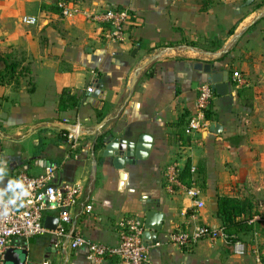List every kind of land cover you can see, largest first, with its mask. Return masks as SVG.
<instances>
[{
	"label": "crops",
	"instance_id": "obj_1",
	"mask_svg": "<svg viewBox=\"0 0 264 264\" xmlns=\"http://www.w3.org/2000/svg\"><path fill=\"white\" fill-rule=\"evenodd\" d=\"M71 1L89 11L127 8L132 19L125 41L109 42L105 28L82 15L63 18L55 10L58 0H0V56H11L27 72L16 84L0 85V192L9 195L17 173L38 176L56 164L54 182L81 186L70 229L90 241L115 245L122 221L143 218L150 208L163 214L155 241H144L151 264H258L257 256L264 259V229L259 234L253 227L264 221L259 212L251 219L253 230L237 232L247 248L243 256L221 239L182 249L168 236L200 224L219 228L218 195L264 209V0ZM24 16L37 23H22ZM200 63L228 71V92L214 95L208 128L190 133L179 118L194 111L197 87L205 79ZM234 70L245 79L240 88L230 81ZM97 79L104 92L91 104L86 99ZM71 95L78 103L58 110L61 97ZM213 124L218 131H210ZM75 125L81 137L72 148L59 137ZM100 134L104 139L145 134L151 148L145 159L116 169L102 155L104 145L94 151ZM173 161L180 170L189 163L202 207L181 189L166 187L163 170ZM93 163L95 181L88 192ZM67 243L55 245L50 233L30 238L28 263L118 264L116 258L94 263L84 249L70 250Z\"/></svg>",
	"mask_w": 264,
	"mask_h": 264
},
{
	"label": "built area",
	"instance_id": "obj_2",
	"mask_svg": "<svg viewBox=\"0 0 264 264\" xmlns=\"http://www.w3.org/2000/svg\"><path fill=\"white\" fill-rule=\"evenodd\" d=\"M57 6L63 18L82 15L87 21L103 26L109 42L122 43L127 37L132 19V13L127 8L114 7L89 11L71 0H58ZM21 22L34 25L37 19L24 16ZM230 81L237 88L245 85L244 77L237 70L231 72ZM214 95L210 84L201 82L198 85L194 111L187 122L190 133L208 128L205 111L209 109ZM80 137L79 125H75L74 129L66 134L72 148L78 146ZM57 170L58 165L51 164L38 176H28L19 172L11 180L9 195L0 193V264H4L3 256L8 249L28 251L30 238L44 233H50L57 246L68 239L67 245L70 250L84 249L87 259L94 263L116 258L118 264H151L148 247L143 240L145 228L141 216H129L122 221L118 242L115 245L90 241L80 232H73L70 235L71 213L81 194V186L78 183L54 182ZM179 171L180 164L177 161L165 166L163 176L166 187L171 192L174 186H177L194 206L202 207L200 189L194 184L190 186L181 184L178 179ZM190 171L194 172L195 167H191ZM48 211L55 212L54 216L57 218L56 228L52 231L44 227V218ZM257 217L258 215H254L252 219ZM168 239L182 249L192 247L202 239L210 241L221 239L231 245L232 252L237 256H243L247 250L240 239L228 235L220 226L212 228L200 224L192 228L178 229L171 233ZM256 261L258 264H264V259L260 256H257ZM24 264H28V260ZM39 264H50V261L44 259Z\"/></svg>",
	"mask_w": 264,
	"mask_h": 264
},
{
	"label": "water",
	"instance_id": "obj_3",
	"mask_svg": "<svg viewBox=\"0 0 264 264\" xmlns=\"http://www.w3.org/2000/svg\"><path fill=\"white\" fill-rule=\"evenodd\" d=\"M248 0L247 3H250ZM197 70L205 75L204 82L210 84L211 89L218 96H225L228 92L229 73L227 70L216 71L211 63L197 64ZM134 82V81H133ZM133 82L130 85V89L133 86ZM102 81L97 79L93 82L90 95L87 97L86 102L94 103L96 99L102 98ZM215 128L219 129L218 124H213L210 127V131ZM104 148L102 155L104 157H111L113 165L116 169H122L125 165H134L138 160H143L147 157L151 148L152 139L148 135L140 134L137 137L119 138L112 135L107 136L104 139ZM48 164L45 167L50 166ZM96 174V164L93 163L87 183V191L90 192L94 185ZM144 228L143 240L148 241L153 238L155 241L156 234L160 231L163 223V214L153 209H146L143 215ZM57 225V218L54 216H45L44 227L48 230H55ZM74 227L72 226L69 234H73ZM28 257L27 250H14L8 249L4 256V264H24ZM33 264V263H28Z\"/></svg>",
	"mask_w": 264,
	"mask_h": 264
},
{
	"label": "trees",
	"instance_id": "obj_4",
	"mask_svg": "<svg viewBox=\"0 0 264 264\" xmlns=\"http://www.w3.org/2000/svg\"><path fill=\"white\" fill-rule=\"evenodd\" d=\"M55 10L59 11L57 2L55 4ZM219 44V43H216ZM1 68H0V85H9L12 83H17L22 72L26 70L22 69L19 71V63L16 59L11 58V56H0ZM27 73V72H26ZM78 103V99L71 95L67 97H61L58 110H65L68 107H73ZM206 120H211V112L205 111ZM179 122L187 124L188 118L186 113H182L179 118ZM66 131H61L59 141L66 140ZM181 139H184V133H178ZM104 134H100L94 139V151L96 152L102 147L104 141ZM37 153L43 150L42 146H39ZM178 179L181 184L185 186L191 185V176L189 173V163L181 168L178 173ZM174 189H178L174 186ZM252 204L246 199H240L237 197L222 196L218 195L216 198V210L215 215L220 219V227L230 236L238 239L237 232L247 231L252 227L251 219L254 215Z\"/></svg>",
	"mask_w": 264,
	"mask_h": 264
},
{
	"label": "rangeland",
	"instance_id": "obj_5",
	"mask_svg": "<svg viewBox=\"0 0 264 264\" xmlns=\"http://www.w3.org/2000/svg\"><path fill=\"white\" fill-rule=\"evenodd\" d=\"M1 193V192H0ZM2 194V193H1ZM253 211L255 212V213H257V212H259V214H261L260 215V217L259 218H261V220L262 219H264V211H261L260 209H258V207H253ZM262 222L264 223V221H260V220H256L255 221V223H254V231L256 232V233H259V234H261L262 232V230L264 229V228H262L261 227V224H262ZM252 224H253V222H252ZM253 227H251V229H248V231H250V230H253L252 228ZM251 235H253L252 233H251ZM251 238L253 239L254 238V235L253 236H251ZM30 245V247H32V244H29ZM24 250V249H23ZM6 264H10V263H6Z\"/></svg>",
	"mask_w": 264,
	"mask_h": 264
}]
</instances>
